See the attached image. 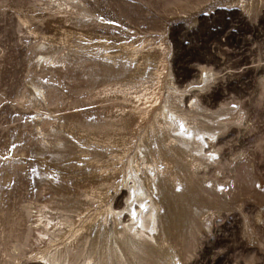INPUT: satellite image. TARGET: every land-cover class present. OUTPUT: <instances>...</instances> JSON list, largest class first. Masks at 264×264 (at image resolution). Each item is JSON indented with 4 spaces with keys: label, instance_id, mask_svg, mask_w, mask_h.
I'll return each mask as SVG.
<instances>
[{
    "label": "rangeland",
    "instance_id": "rangeland-1",
    "mask_svg": "<svg viewBox=\"0 0 264 264\" xmlns=\"http://www.w3.org/2000/svg\"><path fill=\"white\" fill-rule=\"evenodd\" d=\"M83 2L88 19L47 0H0V264H38L52 246L30 210L62 203L72 226L55 244L82 264L92 227L115 228L131 172L160 205L156 264H264V0ZM206 71L203 106L239 111L214 142L215 167L192 165L155 122L166 87L185 90ZM35 82L47 102L32 101ZM102 123L104 142L92 143ZM56 127L64 149L52 155L39 133ZM139 160L155 183L136 173Z\"/></svg>",
    "mask_w": 264,
    "mask_h": 264
},
{
    "label": "bare ground",
    "instance_id": "bare-ground-1",
    "mask_svg": "<svg viewBox=\"0 0 264 264\" xmlns=\"http://www.w3.org/2000/svg\"><path fill=\"white\" fill-rule=\"evenodd\" d=\"M47 1L52 7H50L51 9L66 13L70 11L69 13L77 14V19H88L91 15L90 9L83 0ZM39 44H41L42 50L46 48L45 43ZM48 55L49 53H41L40 62L50 64L54 60V56L52 55V58L48 59L51 57V54L50 56ZM56 64L57 61L53 63V65ZM102 68L104 71L108 70V67L104 66ZM117 75L119 76V74ZM171 76H173L172 73ZM214 78V73L206 71L205 75H201L198 83L185 90H179L174 86L168 85L166 87L168 94L164 96V105L155 116L157 126L163 129L168 134V137L182 148V151L191 154L192 165L215 167L218 160H220L217 159L219 151L216 145L223 139L224 129L231 125L240 124L238 119H234L239 115V111H237L235 105L224 106L221 109L210 111L197 98V93L206 90ZM32 88V95L34 96L32 101L34 103L47 102L46 92L40 84L35 82L32 84ZM143 96L145 97V101L147 98L153 97L151 86L149 91L144 93ZM188 97L194 98L187 104ZM93 128V126H90V129ZM106 128L105 123L96 128L99 132L91 139V142L103 143L104 140L101 137L104 135ZM65 132V129L57 127L50 132L41 129L39 134L42 137V144L39 143L43 147V150L52 155L62 153L65 141L62 134ZM218 138L219 141L215 144L214 142ZM92 153L100 155L101 151L94 149ZM141 155L143 154L141 153ZM141 172L146 177L148 184L155 183L157 178L156 169L150 164L143 165L139 160L137 162L136 173L140 174ZM212 187H216L217 190L219 188H221V191L224 190V184L212 185ZM125 188L123 192L126 193V202L122 203L123 207L121 209H115L111 212L114 215L115 228L108 229L105 220H102L99 225L92 227L91 233L86 238L81 240H84L83 242L86 243L87 247L82 264H156L151 251L160 248V205L153 197V193L147 188L143 177L139 179L136 174L129 173L125 182ZM60 207L51 208L49 206L34 205L33 209L30 210L31 220L37 219L34 225L41 234H39L41 240L48 242L52 246V250L44 254L38 264H72L74 261V258L71 256V252L73 251L71 247L68 249L64 248L65 251L61 252L62 248L55 244L61 239L65 231L72 226V220L69 219L70 211L63 210ZM122 219L124 220L123 226L120 224ZM97 237H99V240H97ZM96 248H102V251L97 252Z\"/></svg>",
    "mask_w": 264,
    "mask_h": 264
}]
</instances>
